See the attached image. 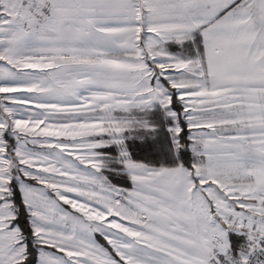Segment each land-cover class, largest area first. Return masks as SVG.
I'll return each mask as SVG.
<instances>
[{
	"label": "snow or ice",
	"instance_id": "snow-or-ice-1",
	"mask_svg": "<svg viewBox=\"0 0 264 264\" xmlns=\"http://www.w3.org/2000/svg\"><path fill=\"white\" fill-rule=\"evenodd\" d=\"M33 259L264 264V0H0V264Z\"/></svg>",
	"mask_w": 264,
	"mask_h": 264
},
{
	"label": "trees",
	"instance_id": "trees-1",
	"mask_svg": "<svg viewBox=\"0 0 264 264\" xmlns=\"http://www.w3.org/2000/svg\"><path fill=\"white\" fill-rule=\"evenodd\" d=\"M185 132L184 135L187 137V127L186 124L184 125ZM136 144H139L140 141H136ZM129 151L132 152L133 158L140 160L144 163L153 165V166H174L176 163H183L185 166H191L193 157L191 154V150H185L179 160L177 161L173 157H170L163 152H155V151H148V150H141L134 147L133 141H129ZM100 239V237H97ZM231 239L234 241L235 244L239 245L243 243V237H237L233 235ZM33 264H35V260L33 259Z\"/></svg>",
	"mask_w": 264,
	"mask_h": 264
},
{
	"label": "rangeland",
	"instance_id": "rangeland-1",
	"mask_svg": "<svg viewBox=\"0 0 264 264\" xmlns=\"http://www.w3.org/2000/svg\"><path fill=\"white\" fill-rule=\"evenodd\" d=\"M187 127V126H186ZM113 152L115 151L114 149L112 150ZM191 154H192V157H193V153L191 152ZM193 162V161H192ZM153 166V165H152ZM156 167H160V166H156Z\"/></svg>",
	"mask_w": 264,
	"mask_h": 264
}]
</instances>
